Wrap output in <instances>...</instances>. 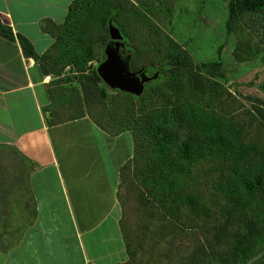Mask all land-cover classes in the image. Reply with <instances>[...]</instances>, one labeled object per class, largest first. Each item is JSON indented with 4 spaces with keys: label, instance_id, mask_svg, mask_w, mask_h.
<instances>
[{
    "label": "trees",
    "instance_id": "trees-1",
    "mask_svg": "<svg viewBox=\"0 0 264 264\" xmlns=\"http://www.w3.org/2000/svg\"><path fill=\"white\" fill-rule=\"evenodd\" d=\"M226 4V28L229 30L243 23L255 31L258 41L264 46V0H227ZM115 7L113 0H70L60 22L44 19L41 23V29L53 38L41 53L36 52L26 36L20 32L13 33L10 26L1 21L0 34L8 39L16 38L22 53L32 57L43 73L58 76L65 67L71 68L72 75L80 80L79 101L88 105L93 102L91 99L98 90V77L91 66L95 55L94 44L106 41V20ZM245 15L247 17L241 22L240 17ZM95 26L102 32L93 37L91 29ZM119 28L121 30L122 26ZM149 30L137 47L154 51L158 62L156 68L162 79L151 87V97L158 98V102L147 104L144 93L123 92L128 109L118 118L109 114L106 121L86 112L97 126L109 134L121 130L131 133L133 153L119 166V205H123L119 194L122 172L128 162L139 157L143 159V165L136 169L141 176L145 197L153 198L151 207L154 204L159 209L168 207L166 209L170 213L176 214L178 208L185 205L196 217L210 216L208 205L200 201L196 192L186 187L192 165L199 160L212 159L218 172L217 180L213 182L214 190L220 198L214 218L215 234L219 241L226 236L229 238V243L225 242L224 253H216V256L220 260L243 262L264 249V142L245 140L234 122L199 102L198 98H210V92H216L221 87L216 79L207 77V74L223 77L218 59L195 62L170 36L158 37L159 32L155 28L150 27ZM241 50L247 54L249 51L254 53L258 48ZM235 56L245 58L237 52ZM135 98L145 101L138 103V109L133 111ZM50 106L48 103L45 107L50 109ZM19 155L27 165L26 181L35 164L23 154ZM29 197L32 201L31 194ZM30 215H34V210ZM119 226L127 254L122 263H129L133 253L124 239L121 217Z\"/></svg>",
    "mask_w": 264,
    "mask_h": 264
},
{
    "label": "rangeland",
    "instance_id": "rangeland-1",
    "mask_svg": "<svg viewBox=\"0 0 264 264\" xmlns=\"http://www.w3.org/2000/svg\"><path fill=\"white\" fill-rule=\"evenodd\" d=\"M115 8L110 12L114 23L122 26L125 51L129 52L131 69L143 67L146 74L157 75L146 82L140 93L149 102H158L151 97V87L159 83L162 76L156 68L158 64L154 51L138 48V44L155 28L158 37L168 35L188 52L195 62L218 59L223 77L216 79L221 87L210 92V98H198L199 102L216 114L227 117L240 128L245 140L264 142V46L257 34L240 24L226 28L227 0H113ZM116 13V14H115ZM108 15V16H109ZM107 16V17H108ZM244 17V18H242ZM240 17L245 20L247 15ZM255 17V16H254ZM102 32L98 27L91 29L92 36ZM108 40V34L107 39ZM105 41V42H106ZM104 42V43H105ZM103 44H94V58L91 66L102 60ZM254 53H244L241 49L254 48ZM259 46V47H258ZM235 52L245 55L238 58ZM71 68L65 67L53 81L68 88L71 99L74 94L81 97L80 80L72 75ZM96 74V72H95ZM97 75V74H96ZM98 90L84 105L79 101L78 111L88 112L97 118L109 120V114L118 118L126 112V95L123 91L110 88L97 75ZM53 78V79H52ZM72 86V87H71ZM70 87V89H69ZM73 87L76 88L73 90ZM127 93V92H125ZM139 93V94H140ZM137 95V94H135ZM133 99L132 110L145 100ZM61 111L58 117H66L72 110ZM105 121V122H106ZM143 165V159L136 157L127 163L122 172L119 194L123 205L120 207L121 226L124 239L133 253L132 261L120 264H262L264 249L243 262L220 260L216 253H224L229 238L219 241L215 234V216L220 198L214 190L217 180L216 162L212 159L196 161L191 168L186 188L192 189L200 201L208 205L210 216L196 217L185 205L176 214L166 208L151 207V196L144 194L140 173L136 167ZM24 158L11 145L0 144V248L6 252L32 219L33 204L25 181ZM168 205V203H166ZM173 207V205H171ZM174 210V209H173ZM174 212V211H173ZM24 226V227H23ZM21 232V233H20ZM125 262V261H124Z\"/></svg>",
    "mask_w": 264,
    "mask_h": 264
},
{
    "label": "crops",
    "instance_id": "crops-1",
    "mask_svg": "<svg viewBox=\"0 0 264 264\" xmlns=\"http://www.w3.org/2000/svg\"><path fill=\"white\" fill-rule=\"evenodd\" d=\"M69 2L0 0V21L41 53L53 39L41 23L60 22ZM51 75L22 53L16 38L0 34V144L35 164L27 179L34 215L12 247L0 251V264H120L127 254L119 166L133 153L131 133L97 126L71 106L78 96L71 99ZM63 108L73 112L60 118Z\"/></svg>",
    "mask_w": 264,
    "mask_h": 264
},
{
    "label": "water",
    "instance_id": "water-1",
    "mask_svg": "<svg viewBox=\"0 0 264 264\" xmlns=\"http://www.w3.org/2000/svg\"><path fill=\"white\" fill-rule=\"evenodd\" d=\"M108 40L103 45L104 57L95 66V72L110 88L130 94H139L146 82L157 75V72L146 74L143 67L131 69L129 52L125 51L123 34L109 16L106 20Z\"/></svg>",
    "mask_w": 264,
    "mask_h": 264
}]
</instances>
